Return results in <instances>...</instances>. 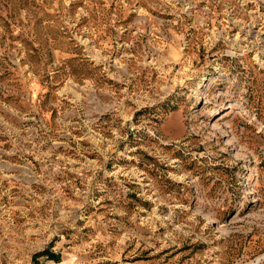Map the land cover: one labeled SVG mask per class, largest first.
Instances as JSON below:
<instances>
[{
    "label": "rangeland",
    "instance_id": "1",
    "mask_svg": "<svg viewBox=\"0 0 264 264\" xmlns=\"http://www.w3.org/2000/svg\"><path fill=\"white\" fill-rule=\"evenodd\" d=\"M0 264H264V0H0Z\"/></svg>",
    "mask_w": 264,
    "mask_h": 264
}]
</instances>
